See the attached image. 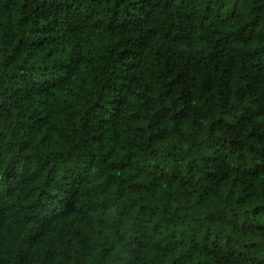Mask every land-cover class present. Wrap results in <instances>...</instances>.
<instances>
[{
    "label": "trees",
    "instance_id": "1",
    "mask_svg": "<svg viewBox=\"0 0 264 264\" xmlns=\"http://www.w3.org/2000/svg\"><path fill=\"white\" fill-rule=\"evenodd\" d=\"M0 264H264V0H0Z\"/></svg>",
    "mask_w": 264,
    "mask_h": 264
}]
</instances>
